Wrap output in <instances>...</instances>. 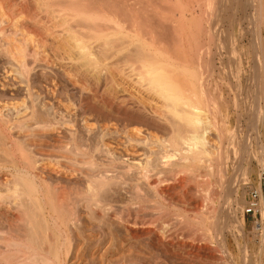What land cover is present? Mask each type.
I'll return each instance as SVG.
<instances>
[{
    "label": "bare ground",
    "instance_id": "6f19581e",
    "mask_svg": "<svg viewBox=\"0 0 264 264\" xmlns=\"http://www.w3.org/2000/svg\"><path fill=\"white\" fill-rule=\"evenodd\" d=\"M257 2L264 20V0ZM96 3L91 8L87 0H0V64L4 75L26 78L39 66L48 68L57 59H66L60 63L64 70L74 69L81 75L89 74L95 83L101 82L107 95L104 104L112 112L109 115L168 127V145L162 139L149 141L139 137L140 126L132 125L125 139L129 142L130 158L126 162L120 158V162L103 126L94 130L89 123L86 126V121L82 132V127L78 131L72 124L66 138L54 134V145L48 146L47 135L55 126L47 107L36 109L39 122L36 118L28 121L27 116L19 117L18 112L12 120L0 108V264H155L152 258L140 255L142 249L147 253L145 248L158 251L153 259L172 255L179 261V253L169 252L165 244L177 237L178 241L179 236L167 224L164 227L162 221L155 224L147 213L151 207L149 191L161 196L164 180L169 176L179 184L197 183L199 169L209 173L214 170L206 147V129L211 123L205 108L210 99L202 87V73L191 65L194 60L189 61L193 58L161 48L166 42L147 41L132 24H126L134 9L142 7L140 0H123L124 7L113 12L104 11L101 0ZM179 5L178 9H183ZM148 11L160 24L169 19L154 8ZM122 53L121 58L118 55ZM122 59L123 66L130 69L135 81L148 93L146 100L130 93H116L118 83L111 67L122 69ZM24 82L27 88L28 83ZM260 92L264 98V76L260 78ZM137 144L144 146L139 153ZM133 154L138 157H131ZM186 172L187 176L180 175ZM256 190L263 210L260 182ZM178 192L176 197L180 199ZM123 194L128 198H122ZM81 210L86 211L85 217ZM115 226L123 228L127 239L110 233ZM83 227H88L89 232ZM128 239L143 243L141 253L134 248L137 243L126 246L123 240Z\"/></svg>",
    "mask_w": 264,
    "mask_h": 264
},
{
    "label": "rangeland",
    "instance_id": "374dc122",
    "mask_svg": "<svg viewBox=\"0 0 264 264\" xmlns=\"http://www.w3.org/2000/svg\"><path fill=\"white\" fill-rule=\"evenodd\" d=\"M87 1L91 4V8L96 7L97 3L94 4L96 0ZM122 1L101 0V8L106 12L118 11L124 7L121 5ZM140 1L143 3H140L142 7L140 6L138 10L134 9L132 17L128 18L126 24H132L139 35H143L147 41L153 44L159 40L161 43L166 42V45L161 48L175 50L177 51L175 55L184 58H193L189 59V61L194 60V64L191 65L202 73V87H205L204 91L208 92V98L213 102L209 100L205 113L211 123L206 129L208 140L206 147L209 154L207 156L212 159L214 170L209 173L199 169L197 183L182 182L181 184L184 185L182 187L178 186L181 185L178 181L173 182L175 179L171 176L166 177L169 179L164 180L166 185L163 183L161 196L149 191L148 203L151 207L147 213L151 220H155V224H160L162 221L164 227L167 224L166 227L179 236L182 244L179 240L176 241L178 237L171 242L165 241L169 252L179 253L178 256H181L179 261L172 255H168L162 259L155 258V262L153 258L158 251L155 253L156 250L150 248L147 250L144 247L147 254L142 251L143 243L138 242L140 246L142 245L138 247L136 241L137 246L129 239L123 242L126 246L128 243L135 245L134 248H139L137 251L142 252L140 255L144 254L149 259L152 258L151 261L155 264L160 262V264H264V209L260 207L259 194L258 206L254 212H245L250 193L257 189L258 182L262 186L261 199L264 208V179L261 177V168L264 167V98L260 92V78L264 76V20L260 18L258 0H178L183 6L180 10L177 0ZM150 8H154L161 16L168 17L166 21L169 23L165 21L158 23L150 15L148 11ZM228 33L230 35L227 36ZM95 44L93 43L92 47L94 51H97ZM122 55L123 53L118 56L122 58ZM65 60L57 59L56 64L48 68L39 66L40 68L35 69L26 78H19L12 73L4 75L2 64H0L2 113L5 112L12 120L20 115L19 117L22 116V118L27 116L28 121H35V118L38 121L40 117L36 116V109L41 110L43 106L47 107L52 123L54 122L52 125L55 126L47 135L48 146L54 145L51 139L58 134L60 138H66L68 129H73L72 124H76L77 127H73L78 128L76 129L78 131L86 127L87 123L94 130L103 126L101 129L106 128L108 142L114 147L119 161L121 158L122 162L130 158V155H127L129 142L125 139H127L126 131L133 127L140 126L139 137L149 141L162 139L161 141L165 140L163 143L168 145L167 140L170 135L168 127L159 128L156 124L144 123L140 120L130 122L129 118H123L126 116L114 118L109 115L112 112L110 113L104 104L107 95L103 91L101 82L95 83L89 74L81 75L74 69H69V72L64 70L60 63H65L67 61ZM123 62L122 59L119 63L122 69L120 66L111 67L113 77L118 83L115 84L116 93H119L118 95L130 93L146 100L149 98L148 93L135 81V76L129 72L128 67L123 66ZM22 79L27 81L29 87L26 88ZM93 86L96 92L93 91ZM154 101L152 100V103ZM25 107H28L27 112ZM32 110H34L33 113H31ZM85 122L86 126H83ZM134 122L137 124L135 125ZM82 130L85 132L84 128ZM135 147L139 153L144 146L137 144ZM169 148L166 146V149ZM131 157L138 156L133 154ZM214 160L218 162L215 163ZM187 174L186 172L180 175L187 176ZM177 191L181 196L180 199L176 197ZM122 198L125 199L128 196L123 194ZM84 210H81L80 214L85 217ZM85 228L83 227L86 232H89L88 227ZM110 230V233L114 232L118 239H127L120 226L111 227ZM107 231L109 232V229ZM169 243L174 246H169ZM167 257L173 259L167 260Z\"/></svg>",
    "mask_w": 264,
    "mask_h": 264
},
{
    "label": "built area",
    "instance_id": "2783aa9c",
    "mask_svg": "<svg viewBox=\"0 0 264 264\" xmlns=\"http://www.w3.org/2000/svg\"><path fill=\"white\" fill-rule=\"evenodd\" d=\"M261 177L262 179H264V167L261 168ZM257 197H258L257 190H252L250 193L249 201L247 203V207L245 209L246 213L254 212V210L258 206Z\"/></svg>",
    "mask_w": 264,
    "mask_h": 264
}]
</instances>
